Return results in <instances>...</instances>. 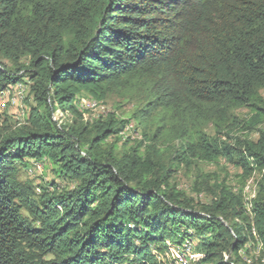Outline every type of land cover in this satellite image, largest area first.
<instances>
[{
	"label": "trees",
	"instance_id": "obj_1",
	"mask_svg": "<svg viewBox=\"0 0 264 264\" xmlns=\"http://www.w3.org/2000/svg\"><path fill=\"white\" fill-rule=\"evenodd\" d=\"M17 84L32 105L13 126L0 115V264L264 251V0H0V91ZM81 95L133 111L85 122ZM221 161L243 185L259 176L250 202L198 168ZM32 162L73 187L21 180ZM181 169L209 203L172 183Z\"/></svg>",
	"mask_w": 264,
	"mask_h": 264
},
{
	"label": "rangeland",
	"instance_id": "obj_2",
	"mask_svg": "<svg viewBox=\"0 0 264 264\" xmlns=\"http://www.w3.org/2000/svg\"><path fill=\"white\" fill-rule=\"evenodd\" d=\"M4 65L8 66L7 63H4ZM25 86L28 87L27 84ZM25 86L23 85L22 93L18 94L15 92L13 95L11 93L13 97L11 96L10 99L6 97V92L4 93L5 96H3V92L1 95L0 91V115L7 117L9 123L12 126L15 123L22 122V115H24L23 111H27V109L32 105L28 100H24L28 93V91L25 89ZM8 97H10V95ZM78 99L80 101V103L77 104L78 110L82 113L84 121L89 123L100 117L105 118L111 113H113L117 118L128 119L133 111V104L131 102L129 103L125 99H122L120 96L118 97L111 95L104 100H96L87 95H81ZM238 113H241L240 115H244L246 111L241 110L238 111ZM58 121L60 122L61 126L67 125V120L65 119H60ZM128 123L133 124L135 128V140H129L127 143L128 146H130L133 142L138 140L137 137L139 138L141 134L140 129L135 126L134 122L131 121ZM252 138L255 139L256 135L253 134ZM198 168L205 174L216 175L220 180H224L231 188L235 189V191L242 188L243 196L247 202H250L251 199L256 195V182L259 178L258 175H254L243 185L238 179L240 171L225 164L224 161H221L218 165L200 163L198 164ZM193 173L194 172L192 170L185 172L183 169H181L177 174L174 175L172 183L176 185L178 190L183 191L195 201L202 204H207L210 201V197L204 193L197 194L192 190ZM19 177L21 180L31 181L35 185L48 183L53 180L55 181L58 189L73 187L72 182L55 178L47 162H44L43 164L33 162L29 163L27 167L20 170ZM36 191L39 192V189H36ZM173 246L174 245L170 246V248H173ZM185 252L186 251H182L181 253ZM165 253V256L159 255V259L164 264H197L199 258L201 257L193 247V254L190 253L193 255V257L191 259L188 258L187 262H185L186 260H184L182 257L181 261H175L174 256L171 257L167 251ZM241 256L242 260L247 264H264V251L260 245L257 249H252L248 256H245L242 252Z\"/></svg>",
	"mask_w": 264,
	"mask_h": 264
},
{
	"label": "bare ground",
	"instance_id": "obj_3",
	"mask_svg": "<svg viewBox=\"0 0 264 264\" xmlns=\"http://www.w3.org/2000/svg\"><path fill=\"white\" fill-rule=\"evenodd\" d=\"M17 87H18V90L20 91V93L23 91V86L21 85V84H17L16 85ZM15 88V87H14ZM15 91H16V88H15ZM19 91H17V92H19ZM5 92H6V97L8 98V96H9V92H8V90H5ZM5 92H3V96H5ZM1 95H2V93H1ZM0 99H1V97H0ZM9 99V98H8ZM25 114V113H24ZM23 116V115H22ZM134 134H135V128H134V125L133 124H127L126 125V127H125V129L123 130V131H120V133L118 134V136L119 137H121V140L122 141H126V140H128V139H130V140H134ZM137 139L139 140V139H141V137H137ZM184 250V249H183ZM182 250V251H183ZM187 252V251H186ZM186 254L187 253H180V252H175L174 253V257H175V259L177 260V261H181V257L185 260V258H186Z\"/></svg>",
	"mask_w": 264,
	"mask_h": 264
},
{
	"label": "built area",
	"instance_id": "obj_4",
	"mask_svg": "<svg viewBox=\"0 0 264 264\" xmlns=\"http://www.w3.org/2000/svg\"><path fill=\"white\" fill-rule=\"evenodd\" d=\"M15 88H16V91H19L17 86H15Z\"/></svg>",
	"mask_w": 264,
	"mask_h": 264
}]
</instances>
